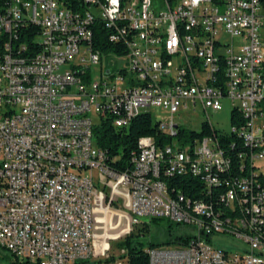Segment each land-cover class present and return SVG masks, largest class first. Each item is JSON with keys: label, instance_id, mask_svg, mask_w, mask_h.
<instances>
[{"label": "built area", "instance_id": "1", "mask_svg": "<svg viewBox=\"0 0 264 264\" xmlns=\"http://www.w3.org/2000/svg\"><path fill=\"white\" fill-rule=\"evenodd\" d=\"M98 23L116 50L96 48ZM224 100L239 110L230 131L210 119ZM153 107L170 112L157 123L172 141L142 136L133 167L113 168L94 125ZM190 107L207 132L179 140L174 116ZM259 161L264 0H0V264H103L141 218L193 235L148 247L149 264H264ZM236 230V252L213 245Z\"/></svg>", "mask_w": 264, "mask_h": 264}, {"label": "trees", "instance_id": "2", "mask_svg": "<svg viewBox=\"0 0 264 264\" xmlns=\"http://www.w3.org/2000/svg\"><path fill=\"white\" fill-rule=\"evenodd\" d=\"M107 31L108 29L99 23L95 26V46L96 48L104 50H116V44L107 41ZM122 52L125 51L122 50ZM237 116H239V110H232V121H234ZM206 132L205 128H203L202 133L183 129L179 133L178 138L179 140L184 141L187 140V138H192L201 134L204 135ZM148 135L154 136L156 138L155 142L160 147H162L165 142L172 141L170 136H165V134L162 133L158 123L153 120L151 112L135 114V118L132 120L129 127H118L109 119H105L96 123L93 128V136L96 143L100 147L108 150V153L110 154L109 164L117 170H126L133 167L132 157L139 152L138 140L140 137ZM261 176L264 180V173H262ZM174 183H178V186L182 190L187 189L185 179L177 181L176 178H172L169 180V184ZM187 191H189V194L192 192L188 189ZM169 192L172 197H175L174 185H169ZM150 221L164 230L167 235L164 242L154 239H145V237L148 236V232H150ZM150 221L144 222V226L139 228V233L136 235L133 234L134 231L132 230V232L125 237L128 249L127 255L125 256H127L129 264H149V254L146 250L148 247H159L170 244H187L193 237L191 233L186 231L187 229L181 223L173 222L167 218H150Z\"/></svg>", "mask_w": 264, "mask_h": 264}, {"label": "rangeland", "instance_id": "3", "mask_svg": "<svg viewBox=\"0 0 264 264\" xmlns=\"http://www.w3.org/2000/svg\"><path fill=\"white\" fill-rule=\"evenodd\" d=\"M99 67L95 66L93 71V78H99ZM233 106L229 100H224V107L220 111H211L210 119L211 121L219 128L230 131L232 128V114ZM136 113L149 112V111H135ZM153 120L158 121H170V112L167 109L162 107H153L150 108ZM174 120L176 123H179L183 127L190 130L201 131L203 124L208 121L207 114L204 113L201 107L193 109L192 107L188 109H182L175 114ZM260 171L264 173V161L258 162ZM102 185H100L101 187ZM150 218H141V221L135 225L133 229V234L139 233V228L144 226V222H149ZM148 236L145 237L146 240H159L164 242L167 238L166 233L161 227H158L150 221ZM178 231V230H176ZM188 232V230H186ZM213 245L215 247L224 249L229 252H236L242 245L241 241L232 234H217L213 237ZM169 246V245H168ZM173 247V246H170ZM127 245L125 238L119 240L111 241V248L106 256L101 258L103 264H129L127 256ZM2 253H8L6 250L2 249ZM114 258V259H112Z\"/></svg>", "mask_w": 264, "mask_h": 264}, {"label": "bare ground", "instance_id": "4", "mask_svg": "<svg viewBox=\"0 0 264 264\" xmlns=\"http://www.w3.org/2000/svg\"><path fill=\"white\" fill-rule=\"evenodd\" d=\"M135 114H137L135 112ZM164 144L162 147L157 145V143L154 141V149L155 150H163ZM165 193L166 196L172 197V195L169 192V185H165ZM178 211L182 213V217L184 218H194V211L193 208L190 206H187L185 204H178ZM236 237H244V230H236Z\"/></svg>", "mask_w": 264, "mask_h": 264}]
</instances>
